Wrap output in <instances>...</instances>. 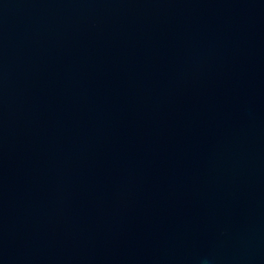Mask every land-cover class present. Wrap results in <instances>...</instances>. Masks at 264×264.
<instances>
[{"label": "water", "instance_id": "95a60500", "mask_svg": "<svg viewBox=\"0 0 264 264\" xmlns=\"http://www.w3.org/2000/svg\"><path fill=\"white\" fill-rule=\"evenodd\" d=\"M0 264H264V0H0Z\"/></svg>", "mask_w": 264, "mask_h": 264}]
</instances>
